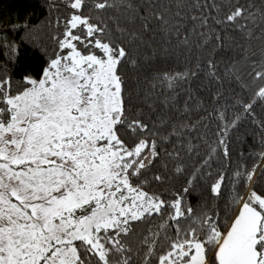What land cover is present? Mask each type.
<instances>
[{"label": "snow or ice", "instance_id": "6c2138e0", "mask_svg": "<svg viewBox=\"0 0 264 264\" xmlns=\"http://www.w3.org/2000/svg\"><path fill=\"white\" fill-rule=\"evenodd\" d=\"M229 4L219 17L213 13L222 6L215 0H67L71 12L56 18L63 31L49 36L51 54L27 24L14 26L25 32L19 43L0 40L14 64L9 70L0 63V264H152L153 258L157 264H264V194L234 196L238 212L222 231L217 212H197L185 200L199 170L172 200L145 190L160 156L156 124L144 116L145 107L156 115L148 101L172 111L180 102L177 89L194 86L203 67L219 85V103L221 89L241 81L239 59L249 61L251 80L264 81V48L259 54L251 48L252 42L264 45V6L254 0ZM86 7L98 15H83ZM230 31L242 33L248 46L230 40ZM209 46L211 55L194 70L159 67L200 60ZM234 50L239 59L229 57ZM254 96L264 99V86ZM193 100L187 95L185 112ZM236 103L252 115L255 100ZM226 112H217L224 122L217 135L228 158L225 137L240 117L228 120ZM159 123L157 131L171 120L161 116ZM183 128L189 126L170 135L178 137ZM173 147L165 150L171 159L194 150L190 141ZM254 173H247L249 182ZM225 178L219 173L210 186L214 197L222 194ZM166 212L164 224L136 235L135 225Z\"/></svg>", "mask_w": 264, "mask_h": 264}, {"label": "trees", "instance_id": "16d2710c", "mask_svg": "<svg viewBox=\"0 0 264 264\" xmlns=\"http://www.w3.org/2000/svg\"><path fill=\"white\" fill-rule=\"evenodd\" d=\"M55 3L56 7H51V3ZM92 0H89L91 4ZM203 2V0H202ZM211 3V0H208ZM216 3L222 6L220 13H213L223 17L231 7L229 0H215ZM235 0H233V3ZM248 0H239L240 4H246ZM257 7H262L261 0H254ZM71 10L67 7V0H0V40L4 43H19L22 37H25V32L19 31L14 26L17 24H27L31 26L37 38L47 47L49 54L55 51L54 43L49 39L52 34H57L63 31V27H56V18L63 19ZM83 15L96 16L98 13L91 7L83 9ZM51 21V23H49ZM217 30L221 26H215ZM235 39L236 43L243 46H248V42L244 39L243 34L230 31L229 39ZM195 39V37H193ZM160 40V37H157ZM235 47V46H233ZM252 51L259 54V50L264 48L256 42H252ZM203 55L200 60L192 59L191 63L185 64L183 58L172 64H162V70L177 72L186 69H195V65L202 60L207 59L212 53V47L209 46L202 50ZM30 55V53H29ZM229 57L239 59L237 51L228 53ZM259 58V57H258ZM0 63L6 64L11 70L14 64L8 62V49L5 47L0 49ZM223 71V65H220ZM237 73L241 76L240 83H231L230 86L221 89L224 93V98L217 103L215 96L219 85L210 83L206 75L207 69L201 67V77L192 87L187 85L177 89L178 104L173 105V110L169 111L167 107H160L158 102L148 101L154 104L157 109L156 115H152L149 109H143L146 122L155 123L156 127L153 132L157 135L153 138L158 140V151L160 156L150 170L147 179L150 184L146 187V191L162 194L166 200H172L175 194L181 192L184 187H187V181L199 170L198 177L195 181V186L185 200L197 212L208 211L211 214L213 211L219 214L221 222V230L225 231L224 225L230 223L231 218L238 212L239 205L233 204L234 196L247 197L251 190L257 193L264 194V99L256 98L254 92L260 86H264V81H253L248 76L251 71L249 61L239 59L236 65ZM14 81H19V75L13 76ZM199 89V92H197ZM165 94H169L165 89ZM187 95L194 97L193 103L189 106L188 111L184 110V100ZM163 100V97L160 98ZM253 113L249 115L245 113L240 104L253 102ZM228 120L240 117L235 128L228 131L225 137L229 147L230 156L225 158L223 155V146L218 145V129L224 126V122L220 121L217 112L225 111ZM151 116V119H147ZM163 116L165 120H171V125L165 130L159 123V117ZM205 124L207 126H205ZM182 125H196V128L189 131V128H183L180 135L171 136L173 128ZM167 138V139H165ZM181 141L187 145L190 141L194 145V150L188 152L180 150L179 159H171L165 155L167 152H174V145L179 148ZM212 149H215L213 152ZM208 163L205 164L204 161ZM183 168V172L176 173V167ZM255 169L252 181L246 179L247 173ZM240 172L242 175L236 177L235 173ZM219 173H225V182L222 185V194L219 197H214L210 191V186L216 182ZM161 175L164 178V183L158 184L152 181V177ZM168 213L162 217L154 216L149 223H139L135 225L136 235H147V229L156 230L159 225L164 224L167 220ZM163 234V231H162ZM167 235H174L172 227L167 228ZM135 240V237L133 238ZM167 246L164 245V248ZM141 252V256H142ZM162 254L158 250L157 255ZM139 260V257L137 258ZM152 264H157V260L153 258Z\"/></svg>", "mask_w": 264, "mask_h": 264}]
</instances>
